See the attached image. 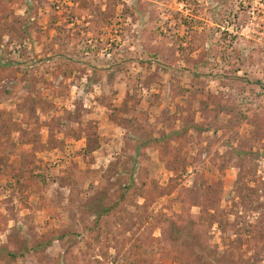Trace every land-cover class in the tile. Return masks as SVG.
Instances as JSON below:
<instances>
[{
  "label": "rangeland",
  "instance_id": "rangeland-1",
  "mask_svg": "<svg viewBox=\"0 0 264 264\" xmlns=\"http://www.w3.org/2000/svg\"><path fill=\"white\" fill-rule=\"evenodd\" d=\"M3 60L0 246L79 235L14 264H196L171 237L188 220L264 264V0H0ZM145 127L159 144L128 147ZM119 161L145 183L137 224L96 242L88 204L118 199Z\"/></svg>",
  "mask_w": 264,
  "mask_h": 264
},
{
  "label": "trees",
  "instance_id": "trees-1",
  "mask_svg": "<svg viewBox=\"0 0 264 264\" xmlns=\"http://www.w3.org/2000/svg\"><path fill=\"white\" fill-rule=\"evenodd\" d=\"M0 70H5L6 75L13 79L15 83L17 70L14 69L13 63H9V61L6 60L1 61ZM133 136H135V143L132 144L127 140L128 147H149L154 144H159L163 138L156 137L152 130L146 127L142 128L140 131H135ZM239 154H242V152ZM134 166L133 163L128 165L125 161L116 163V182L121 183L124 176H127V180L120 184L119 196L116 201L106 203L105 200L108 190H105L103 195L98 197V201L96 200L97 202L88 204L95 218L93 226L89 228L91 237L94 241H100L104 232L113 230L115 226L126 225V228L131 230L137 224L136 217L138 218L139 215L136 210L139 208V205L136 204L135 201L138 197L143 196L145 183L136 184L134 180ZM194 196H192L194 204L199 205V201L194 199ZM193 221L188 220L181 225H174L170 230L172 239L192 250V258L196 264H234L232 261L228 260L222 252H219L218 249L214 248L212 245L202 242L197 237L196 233H193ZM78 237L79 235L70 229L51 230L38 235L33 242L23 240L21 242V247L18 249H11L7 245H2L0 246V264H14L15 261L24 258L28 253L45 250L56 240L64 241L70 239L76 241ZM147 240L148 239L143 236H137L135 238L133 245L130 247V252L133 256L137 254L140 257L144 256Z\"/></svg>",
  "mask_w": 264,
  "mask_h": 264
}]
</instances>
